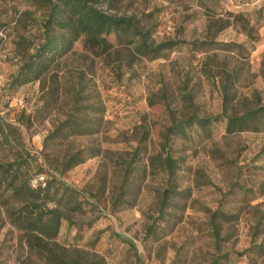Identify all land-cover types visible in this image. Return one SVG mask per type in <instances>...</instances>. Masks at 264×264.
I'll use <instances>...</instances> for the list:
<instances>
[{
	"label": "rangeland",
	"instance_id": "obj_1",
	"mask_svg": "<svg viewBox=\"0 0 264 264\" xmlns=\"http://www.w3.org/2000/svg\"><path fill=\"white\" fill-rule=\"evenodd\" d=\"M90 1L116 16L140 17L154 29L156 44L172 40L178 45L151 58L133 53L111 34L110 53L93 56L80 39L75 53L59 63L64 99L45 109L48 89L42 90L40 81L8 89L25 48L20 37L26 36L27 45L42 40L41 11L31 0H0V20L7 24L0 32V115L20 127L36 162L45 165L44 138L65 118L79 66L105 106L99 134L58 141L52 152L61 155L67 147L92 143L102 149L62 174L81 192L82 206L63 222L58 241L87 251L96 264H264L255 249L246 252L264 244V131L228 134L226 122L219 120L210 136L194 127L175 137L170 152L176 175L166 202L168 173L149 164L152 154L166 155L163 133L174 120L192 111L222 113L221 79L206 74V57L241 71L239 97L254 102L258 95L264 102V0ZM25 10H31L30 19ZM249 28L258 40L249 37ZM208 41L218 43L200 45ZM22 111L30 121L20 120ZM141 138L146 150L136 156L130 176L137 185L130 193L137 199L115 203ZM7 155L0 151V159ZM144 166L146 174L138 180ZM46 170L44 179L33 171L39 176L35 184L58 174L53 166ZM0 264H44L29 251L1 203Z\"/></svg>",
	"mask_w": 264,
	"mask_h": 264
},
{
	"label": "trees",
	"instance_id": "obj_2",
	"mask_svg": "<svg viewBox=\"0 0 264 264\" xmlns=\"http://www.w3.org/2000/svg\"><path fill=\"white\" fill-rule=\"evenodd\" d=\"M31 5L41 11L43 37L39 43L28 45L26 36L20 37L18 43L25 45V48L21 64L8 82V89L40 81L42 90L48 89V98L43 105L45 109L64 99L59 63L69 54L75 53L74 45L80 39L93 56L110 53L113 44L108 36L111 34L116 35L119 43L129 45L133 53L151 58H158L165 49L178 45V42L172 40L156 44L152 39L154 29L146 28L140 17L107 13L90 0H31ZM30 14L31 10H25L24 15L29 19ZM6 25L0 20V32ZM251 31L252 28L247 30L249 37L258 40ZM204 43L218 42L208 41L200 45ZM206 58L210 61H205L206 74L221 79L223 111L216 116H200L197 111H192L184 119L174 120L165 129L162 147L166 155L158 153L149 156V164L152 167L162 166L169 176L164 202L173 193L176 160L170 152V143L175 137L187 136L188 131L194 127L210 136L213 126L219 120L226 122L228 134L264 131V102L261 97L254 95V102H249L248 97L238 96L237 84L242 76L241 71L230 67L228 63L217 65L215 59V62H211L212 57ZM77 74L78 81L68 92L70 100L65 118L44 138L45 165L36 162V155L26 148L20 127L0 115V151L9 153L0 159V203L5 207L11 224L22 232L29 251L44 264H96L87 251L67 247L58 241L63 222L71 221L73 213L78 212L82 206L81 192L62 179V174L102 152L97 144L92 143L80 148L67 147L66 152L61 155L52 154L58 141L62 143L77 136L94 137L99 134L104 123L105 106L99 93L93 88L91 81L85 78L82 67L79 66ZM24 113L22 111L21 121L27 117ZM27 120L31 119L27 117ZM147 133L146 130L144 137ZM144 140L140 139L133 158L126 164L125 176L115 203H133L137 199L135 192V196L130 193L137 186L130 176L136 156L141 150H146ZM51 166L57 169L58 174H51L47 180H38L35 184L33 180L39 176H35L33 171L36 170L42 176ZM145 167L138 169V180H143ZM153 227L154 224L149 229L152 230ZM252 249H255V253L264 255L263 243L246 252ZM213 264H218V261L215 260Z\"/></svg>",
	"mask_w": 264,
	"mask_h": 264
},
{
	"label": "built area",
	"instance_id": "obj_3",
	"mask_svg": "<svg viewBox=\"0 0 264 264\" xmlns=\"http://www.w3.org/2000/svg\"><path fill=\"white\" fill-rule=\"evenodd\" d=\"M40 178H41V179H43L44 177H43V176H41Z\"/></svg>",
	"mask_w": 264,
	"mask_h": 264
}]
</instances>
